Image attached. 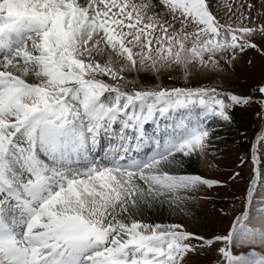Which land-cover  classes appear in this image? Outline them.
Segmentation results:
<instances>
[{
    "label": "snow or ice",
    "instance_id": "6c2138e0",
    "mask_svg": "<svg viewBox=\"0 0 264 264\" xmlns=\"http://www.w3.org/2000/svg\"><path fill=\"white\" fill-rule=\"evenodd\" d=\"M237 111L250 156L190 171ZM262 147L264 0H0V264H264Z\"/></svg>",
    "mask_w": 264,
    "mask_h": 264
},
{
    "label": "rangeland",
    "instance_id": "374dc122",
    "mask_svg": "<svg viewBox=\"0 0 264 264\" xmlns=\"http://www.w3.org/2000/svg\"><path fill=\"white\" fill-rule=\"evenodd\" d=\"M251 83V81H249ZM225 87L235 88L238 92H245L247 88L243 85L242 81L231 80L225 81ZM209 127L215 134L221 136L225 143L219 144L221 152L218 154V160L220 164L219 171L212 172L207 168L194 163L191 170L204 175V176H216L220 178H226L233 170H239L236 167V158L238 155L251 154L252 144L256 139V136L260 130V123L258 120L253 119L247 112H236L235 123L231 127H225L222 122L210 121ZM260 156L264 159V147L261 148ZM252 172L251 163L244 167V176L247 180ZM245 187V181L238 182L235 186L227 189H221L219 192H211L210 195L215 199V205H221L224 203L231 204L236 200V196L232 193L239 195ZM214 205L210 201H201L199 204L192 206V211L195 213L194 217H184V222L189 224L194 230H198V224L203 221L205 227L212 222L213 218L218 222L220 217L213 211ZM237 209H240L239 202L237 201ZM161 219L167 221L169 219L168 213L165 210L161 216ZM178 219V218H177Z\"/></svg>",
    "mask_w": 264,
    "mask_h": 264
},
{
    "label": "bare ground",
    "instance_id": "6f19581e",
    "mask_svg": "<svg viewBox=\"0 0 264 264\" xmlns=\"http://www.w3.org/2000/svg\"><path fill=\"white\" fill-rule=\"evenodd\" d=\"M102 143H104V142L102 141ZM190 171H192V170L190 169Z\"/></svg>",
    "mask_w": 264,
    "mask_h": 264
}]
</instances>
